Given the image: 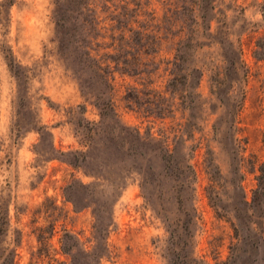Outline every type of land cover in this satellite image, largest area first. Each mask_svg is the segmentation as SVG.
<instances>
[{
	"label": "rangeland",
	"instance_id": "rangeland-1",
	"mask_svg": "<svg viewBox=\"0 0 264 264\" xmlns=\"http://www.w3.org/2000/svg\"><path fill=\"white\" fill-rule=\"evenodd\" d=\"M87 3L0 0V256L264 264V0ZM114 9L147 28L133 77L96 68Z\"/></svg>",
	"mask_w": 264,
	"mask_h": 264
},
{
	"label": "trees",
	"instance_id": "trees-1",
	"mask_svg": "<svg viewBox=\"0 0 264 264\" xmlns=\"http://www.w3.org/2000/svg\"><path fill=\"white\" fill-rule=\"evenodd\" d=\"M74 1L78 5L79 4L83 5V1L85 0H74ZM87 1L88 3L86 4V6H84V9L87 8L86 9L87 12L94 11L93 10L94 8H91L92 4H90V0H86V2ZM102 1H103V4L101 6L102 13L105 12L107 9L111 10V8H113V5H109L112 0H102ZM200 1H201V4L205 1L207 3V0H200ZM135 6H137L138 8L140 4H135ZM111 12H112L111 13L112 18L110 19V21L112 22L111 23L112 25L110 27V31L113 32V34L111 35V40L113 41H112V44H110V46H107L106 48L112 47L113 54L108 55V56L104 55L105 59H107L106 60L107 62H101L100 65L99 64L96 65V68L100 72H102V75L109 74L108 70L112 69L113 67H119V66H121L123 73L127 74L130 77L141 74L139 73V66L141 65V61L138 60V54L142 51L143 55H148L147 50H146V45L149 40V36L146 33L147 28H144L146 26L138 25L137 29H135L134 24H138L137 21L133 22V24H131L130 22L124 23L120 21L121 15L119 13H116V9H114ZM125 12H128V11H125ZM129 12H134V11L129 10ZM125 16H126V13L123 14L122 16L123 17L122 20L124 21L126 19ZM95 18L97 19V22L100 23V20H99L100 16H97V17L95 16ZM104 21H106V19ZM115 33H117V35H115ZM159 38L160 37H157V35L155 34L152 37V41L154 40V42H157V40H160ZM176 52L177 54L175 55V62L179 61L180 63L183 58L182 55H180L181 53L180 48H177ZM90 55H91V52H88V57ZM93 60L95 61V58L92 59V62ZM129 61H132V64H130ZM95 62L97 63V61ZM134 62H137V64L139 65L134 66ZM112 64L114 66H111ZM128 98L130 99V97ZM96 106L99 108L101 115L104 113L106 114L107 109L110 111L114 110L113 104H108V103L99 104L97 102ZM8 218H9L8 212L6 214H3L2 212H0V234L3 232V228L5 225L9 226L10 222L8 221ZM63 238L68 240V239L73 238V235L70 232H65ZM68 249L69 248L66 246V244L63 243V245L61 246V250L63 251L64 254L67 253ZM104 253L105 254H103V257L105 258H108L111 254L107 244L105 245ZM6 256H10V259L7 260ZM6 256L5 257L0 256L1 264H16L17 254L15 250H12V252H8ZM54 261L56 262V264H63V262L61 263V262H58L57 260H54Z\"/></svg>",
	"mask_w": 264,
	"mask_h": 264
}]
</instances>
